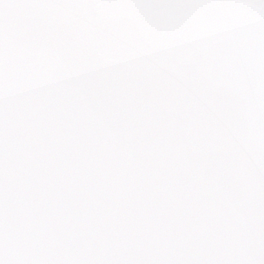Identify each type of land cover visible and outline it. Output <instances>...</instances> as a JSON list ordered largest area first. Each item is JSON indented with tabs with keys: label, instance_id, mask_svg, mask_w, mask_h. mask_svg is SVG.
I'll return each instance as SVG.
<instances>
[{
	"label": "snow or ice",
	"instance_id": "6c2138e0",
	"mask_svg": "<svg viewBox=\"0 0 264 264\" xmlns=\"http://www.w3.org/2000/svg\"><path fill=\"white\" fill-rule=\"evenodd\" d=\"M0 264H264V0H0Z\"/></svg>",
	"mask_w": 264,
	"mask_h": 264
}]
</instances>
